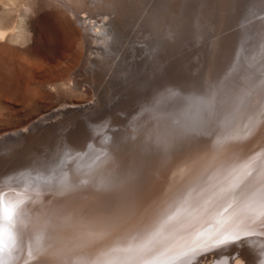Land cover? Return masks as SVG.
I'll list each match as a JSON object with an SVG mask.
<instances>
[{
  "label": "rangeland",
  "instance_id": "obj_1",
  "mask_svg": "<svg viewBox=\"0 0 264 264\" xmlns=\"http://www.w3.org/2000/svg\"><path fill=\"white\" fill-rule=\"evenodd\" d=\"M30 1L34 6L28 11V21L35 29L33 40L24 46L9 42L12 47L0 38V58L8 61L5 65L0 60V138L5 140L0 144V182L28 163L53 161L58 168L72 166L76 160L78 163L68 172L76 186L58 192L40 190L38 199L47 203L45 199L53 198L54 205L43 212L32 210L40 205L39 200L26 207L30 211L25 221L27 233L18 257L38 256L20 264H74L80 258L96 257L97 264H152L166 251L168 235L175 234L181 223L198 227L232 208L229 206L240 200L241 193H254L252 184L264 175V150H256L258 146L251 150L252 161H247L255 168L242 159L234 164L205 212L200 205L205 194L187 200L198 183L213 180L204 178L207 154L214 151L213 145L205 135L199 136L204 130L195 116L190 121L192 127L161 112L138 120L142 109L153 105L170 88L190 93L193 103L208 87L219 89L229 75L230 80L224 83L231 84L225 92L233 91L226 95L231 100L228 105L233 114L241 112L249 99L248 91L242 88L248 76L243 68L235 71V67L241 52L246 53L245 47L241 51L246 18L263 0H77L72 6L76 12L69 11V23L63 18L64 5L57 0H12L11 14L3 19L9 34L19 25ZM80 17L91 29L84 28ZM262 38L259 55L264 50V35ZM237 44L238 53L233 57ZM247 51L246 60L250 61L251 50ZM254 68L251 76L256 73ZM235 93L242 99L232 101ZM263 114L260 117L264 118ZM110 128L118 130L106 143L101 130L108 134ZM255 131L238 132L252 139ZM240 135L233 133L224 142L231 145L234 154L241 150L235 145L241 143L237 139ZM92 140L96 148L85 156L87 165L101 146L108 147L101 167L91 169L93 166L80 163L83 156L71 160V154L66 155L67 148L80 149ZM169 169L172 172L163 186L175 187V198L171 199V192L167 203L160 201L158 208L165 205L155 217L154 213L148 215L123 232L126 235L118 242L111 243L110 250L100 252L101 238H93L91 233L101 232L104 225L95 224L107 225L114 214L143 193L152 200L157 190L153 185ZM50 191L56 195H44ZM110 192L114 195L107 198ZM192 205V216L178 217L181 210ZM134 238L136 246L124 251L122 244ZM84 240L88 241L86 246L82 245ZM66 243L73 247L65 248Z\"/></svg>",
  "mask_w": 264,
  "mask_h": 264
},
{
  "label": "bare ground",
  "instance_id": "obj_2",
  "mask_svg": "<svg viewBox=\"0 0 264 264\" xmlns=\"http://www.w3.org/2000/svg\"><path fill=\"white\" fill-rule=\"evenodd\" d=\"M11 1L12 0H0V38H5V42H7L9 45H11L9 42H16L13 44L17 45V43H19L20 45L22 44V46H24L26 43H29L28 41L33 40L32 34H34L35 29L32 27V23L28 21V11L32 10L31 8L34 6H31V1L29 4L27 3L26 7L24 6L26 9H24L22 18L19 21V25H16V29L13 31V33L11 32V34H9L8 31L10 28L3 24V19L8 14H11ZM15 1L16 0H13V2ZM54 1H58L60 5H64V10L62 11L64 15L63 18L69 23V11L72 12L75 10L72 6L77 3V0ZM9 4L11 6H9ZM79 20H81L82 24L84 25V20L81 17ZM84 28L86 30L91 29L86 25H84ZM96 28L95 30L98 31ZM243 31L245 35L241 44L242 50H240L243 51V48L245 47L246 53L242 55L241 52L239 55L235 71L238 69L240 71L243 68V72L248 76V81L243 82L244 85L242 88L248 91L247 98L249 99L243 106L244 109L241 112L233 114L231 108L229 107L230 105H228L230 104L231 100H227L226 95L233 91L229 90L230 92H225V88H228L227 85L231 84L224 83L230 80L231 77H229V75L223 84L220 85L219 89L217 88L211 90V87H208L206 89V93L199 94L197 97L211 99L212 106L210 110L200 113L197 99L193 102L194 104L191 103L190 93L183 94L184 92L179 90V88H170L168 91H164L162 94H160L153 105H149L150 107L148 106V108L146 107L142 109V112L140 113L143 114L138 120L141 121L145 116V119H148V115H155L161 112L162 114H171L174 116V119L185 124V126L189 125L192 127L190 121H192V117L195 116L196 121L200 125L199 127H202L205 133L200 134L199 136L201 137L205 135L206 140L210 141L214 149V151H210L207 154L209 164L206 167L207 172L204 178L209 179L213 177L214 180L219 176L222 177V179L218 181L212 180L209 183H198V185L194 187L189 193L187 200L197 195L205 194L204 200H201L200 202V205L202 208L204 207L205 212L207 211L208 207L212 206L209 200L212 199L214 201L217 195H219L220 187L225 184L223 178L225 177V180L228 179V174L231 170H233V165L239 164L238 161L242 159L247 166H250L252 169H254L255 166L247 164V161L250 162L253 159L251 150L253 147L255 149L256 146H258L256 150H264V130H259L261 127H264V118L260 117V115L264 113V50L262 51V54L259 55L263 45V38L261 39V36L263 37L264 35V0L257 4L253 9L252 14L250 13V15L246 18ZM97 38L100 39V41L102 39L106 40V37L104 39L103 36H98ZM1 46L3 48V45ZM14 50H16V48ZM247 50H251L250 54L252 56L250 61L246 60L248 59ZM1 59L2 58H0V60ZM5 59L3 61L1 60L2 63H4ZM7 63L4 64L6 65ZM243 65L244 67H242ZM253 67L256 68V73L251 76ZM210 78L211 77L209 73L207 80H210ZM205 81L206 79L203 78L202 84L205 85ZM229 87L232 88L231 86ZM239 99H242L241 96L235 93L232 101H238ZM133 123L135 122H132L131 124ZM44 124L48 125L49 123ZM253 128H256L257 132L255 131L256 135L252 139L247 137L244 138L243 135H240L241 133L238 132L239 130H249ZM117 130L118 129L110 128L107 131L108 134H106L103 130L101 137L103 139L105 138V142L108 143L109 141L113 140V135ZM119 130H121V128ZM233 133L240 135L237 137V139L241 140L240 144L239 141L237 144H235L239 145L238 147L241 149L235 154L230 151L231 145L224 144L225 141H229ZM2 140L4 139L0 138V144L2 143ZM93 142L94 140L89 141L85 147L80 149L71 150L67 148L66 155L71 154V160H75L76 158L83 156L80 159V163L85 166L88 162V159L85 156L89 154V151H94L96 148V145L92 146ZM249 142H251V145H253L252 147ZM107 155L108 147L101 146L100 149L95 152L94 155H92L93 160H89L90 163H88L89 165L87 166H93L90 167L91 169H96L98 166L101 167L100 165L104 164ZM258 159H261V156H259ZM42 161V163L35 162L33 164L28 163L27 165H20L18 169L16 168L14 171L16 173L13 172L11 175H8L10 177L0 182V200L3 201V204L6 207H10L14 213L13 218L8 221L5 226H10V229L15 237V242L11 244L5 251L0 252V264H20V262L23 260L27 262L26 260H34V257L38 256L36 253V255L32 256V258L26 259L24 258V254H22L20 257H18V254L21 251L20 249L25 237V233H27V225H25V221L27 217H29L30 211L29 209L27 210L26 207H29L30 205L32 206V204L34 205V203L39 200L38 196L41 192L40 190L57 191V189H65L67 187L73 186V184L76 186V184L73 183L74 179L68 178V172L73 169L72 167L77 165L78 160H76L77 163L73 164L72 166L63 165L62 168L60 166L59 168L56 167V164H58L56 162ZM170 170L171 169L166 171L165 175L159 178L153 185L154 190L156 188L157 190L154 192L152 200L151 198L148 199L149 194L143 193L141 198L139 197L135 199L130 205L125 206V208H121L120 210L122 211L114 214V216L108 220L107 225L106 223L101 222H97L95 224L98 226L99 224L100 226L101 224L104 225V228L101 230V232L91 233V237L101 238L100 242H98L100 245L97 243L100 246V252H106L107 250H110L109 245L111 243L118 242L119 237L124 236V234L126 235V233L123 232L129 231L138 223L143 222L148 215L150 216L154 213L152 218L155 217L156 213L165 205L164 203L160 208H158L160 201L165 199V202L167 203L170 199L168 196L171 192V199L175 198V187L171 188L168 186H163L165 184L163 180H165L172 172H170ZM20 172L21 174H18ZM82 172L84 171L79 172L82 177H87V175H83ZM118 178L119 176H117V179ZM252 185L254 190L253 194L249 195L248 191L241 193L242 197L240 200L238 199L235 201V206L233 205L234 207L229 206L232 208H226L221 214H218L213 219L202 223L198 227L194 226L191 228L185 226L188 224L181 223L180 228H177L175 234L168 235V240L170 241L166 251L161 253V257L155 258L152 264H264V216H261V212L264 211V208H262V205H264V175L261 179H256ZM211 186L212 188L209 189ZM36 194L37 196H35ZM31 195H34V198H30ZM44 195H56V193L50 191L45 192ZM113 195L114 192H110L106 194V197L109 198ZM45 200H48V202L45 203L39 200L40 205L38 207L34 205L32 210L34 211L36 208H39L40 211L43 212L44 209L50 204L54 205L53 202L55 200L53 198H47ZM249 204L252 205L249 206ZM193 207L194 205H192V207L184 208L179 212L178 217L183 219L192 216L191 211ZM118 215L121 217L125 216L126 218H116ZM248 233H254V235L249 236L247 235ZM222 235L229 238L230 241L233 236H237L236 242H229L225 245H215L214 242ZM84 241L85 242L82 245L86 246L88 241ZM137 243L138 241L136 238L133 240L129 239L122 244V247H124V251H131L133 248L131 246L135 247ZM64 247L71 249L73 246H71V243H66L64 244ZM54 248L55 247L51 249V252L55 251L53 250ZM192 249L196 250L193 252ZM185 253H187V255H185ZM55 257L58 258L57 254H55ZM81 260L82 258L77 260L74 264H81L87 259L84 261ZM97 263L98 258L96 257L92 260H87L84 264Z\"/></svg>",
  "mask_w": 264,
  "mask_h": 264
},
{
  "label": "snow or ice",
  "instance_id": "obj_3",
  "mask_svg": "<svg viewBox=\"0 0 264 264\" xmlns=\"http://www.w3.org/2000/svg\"><path fill=\"white\" fill-rule=\"evenodd\" d=\"M214 96V93H213ZM199 104V112L210 110L212 104L211 99H205L203 97L197 98ZM264 208V205H262ZM13 210L10 207H6L3 204V201L0 200V252L5 251L11 244L15 242V237L10 229V226H5L8 221L13 218ZM261 216H264V211L261 212ZM247 235L251 236L254 233H248ZM238 236V234H237ZM237 236H233L231 241L226 236H221L218 240L214 242L215 245H225L229 242H236ZM196 249H192L194 252ZM187 255V253H185Z\"/></svg>",
  "mask_w": 264,
  "mask_h": 264
},
{
  "label": "water",
  "instance_id": "obj_4",
  "mask_svg": "<svg viewBox=\"0 0 264 264\" xmlns=\"http://www.w3.org/2000/svg\"><path fill=\"white\" fill-rule=\"evenodd\" d=\"M238 47H239V44H237V48H236V50H235V53H234V56L233 57H235L236 56V54L238 53ZM103 130H101V132H102Z\"/></svg>",
  "mask_w": 264,
  "mask_h": 264
}]
</instances>
